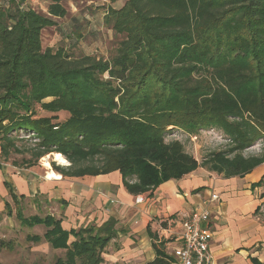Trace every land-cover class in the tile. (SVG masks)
<instances>
[{"label": "trees", "instance_id": "trees-1", "mask_svg": "<svg viewBox=\"0 0 264 264\" xmlns=\"http://www.w3.org/2000/svg\"><path fill=\"white\" fill-rule=\"evenodd\" d=\"M62 1L50 0L47 16L27 0H0V164L21 153L26 138L35 141L26 168L59 154L69 165L51 167L62 177L117 172L128 194L151 195L200 167L180 141L165 142L169 128L223 132L229 149L203 166L223 177L264 162V153L241 154L264 139V0H126L104 18L118 37L109 60L42 48L43 30L67 14ZM62 33L74 39L75 31ZM38 110L69 117L57 122ZM16 218L43 226L51 247L65 250L54 264H102L116 235L106 225L64 231L51 216L24 218L20 209ZM154 250L148 264H172Z\"/></svg>", "mask_w": 264, "mask_h": 264}, {"label": "crops", "instance_id": "crops-1", "mask_svg": "<svg viewBox=\"0 0 264 264\" xmlns=\"http://www.w3.org/2000/svg\"><path fill=\"white\" fill-rule=\"evenodd\" d=\"M79 23L80 20L72 16L66 23L67 30L79 27ZM198 168L180 181H166L151 195L134 197L123 187L117 172L76 178L58 174L61 178L55 180L47 177L48 171L52 169L32 166L21 174L19 171H10L7 162H2L0 228L11 218L17 220L19 209L23 216L21 208L17 209L19 200L26 198L35 206L37 202L41 204L38 199L41 197L51 205L42 203L38 211L28 217L51 216L60 221L64 231L106 225L115 232L116 235L108 242L101 256L102 264H148L155 257L154 245L173 264L175 260L172 252L177 243L174 236L163 234L158 229V223L171 220L173 232L179 234L181 222L190 211L200 206L211 214L209 229L213 238L210 251L214 264H264V224L255 213L264 204V162L255 166L250 173L235 177H217L210 170L200 174L196 171ZM4 182L11 185L17 204L13 202ZM212 194L217 195L218 200H209ZM137 198L142 201L136 202ZM10 202L15 205V209ZM5 204L10 206V214ZM17 222L19 227H25L19 220ZM26 228L33 233L26 236V240L32 236L40 238L34 243L30 242L33 252L38 249L46 250L47 253L50 250L65 252L52 248L45 240L46 229L43 226ZM72 241L70 237L68 244Z\"/></svg>", "mask_w": 264, "mask_h": 264}, {"label": "rangeland", "instance_id": "rangeland-1", "mask_svg": "<svg viewBox=\"0 0 264 264\" xmlns=\"http://www.w3.org/2000/svg\"><path fill=\"white\" fill-rule=\"evenodd\" d=\"M125 1L126 0L62 1L61 5L67 14L63 18H52L56 27L43 30L41 34L42 48L56 50L58 47H63L71 56L91 55L97 57V59L109 60L113 57L117 47L118 37H115L110 27L106 26L104 18L109 8H119ZM27 4L36 13L49 16L47 8L50 4V0H27ZM72 16H76L78 20H80L79 27L72 29L75 31L74 39L64 38L62 32L67 34L66 23ZM38 115L42 117L57 116V122L65 121L69 117V115L63 112L53 115L47 112L44 113L40 110H38ZM168 130V133L165 135V142L169 143L172 140L180 141L186 154L197 160L200 167L196 171L200 174L208 172L206 167L203 166L206 160H209L210 154L222 153L228 150L231 144V142L227 140V137L224 136L223 132L214 128L199 131L195 135L193 134V136H188L176 129L169 128ZM34 144V140L30 141L26 138L20 139L17 145L20 146L22 152L13 154L9 158L7 164L10 166V171H19L23 174V170L28 169L23 162L29 158V153L26 150L30 149ZM263 153L264 139L255 142L252 147L241 152L244 158L260 156ZM44 160H48L50 165L53 163L58 167L69 165V163L67 165H58V163L52 159L51 154H48L39 159L34 167L39 169L44 167ZM215 175L220 177V175L216 173ZM38 199L41 204L43 203L47 206L51 205L47 203V201L42 200L41 197ZM41 204L37 202L34 206L25 198L18 201L17 209L18 207L21 208L23 216L28 217L36 213L38 211V206H42ZM10 205L15 209V205L11 204V202ZM263 208L264 204L255 212L258 220H260L262 224H264ZM34 231L36 232V230ZM28 235H33V233L28 231L26 227H19L17 220L14 218H11V221L7 220L4 222L0 228V264H54L57 258L64 257L65 252L61 251L53 252L50 250L49 253H47L46 250L38 249V251L33 252V244L26 240V236Z\"/></svg>", "mask_w": 264, "mask_h": 264}, {"label": "built area", "instance_id": "built-area-1", "mask_svg": "<svg viewBox=\"0 0 264 264\" xmlns=\"http://www.w3.org/2000/svg\"><path fill=\"white\" fill-rule=\"evenodd\" d=\"M217 198V195L212 194L209 200L216 201ZM141 201V198L136 199L138 203ZM210 215L205 208L196 206L181 222L179 234L173 232L171 220L158 223V229L163 234L174 236L177 243L172 252L175 260L173 264H214L210 251V242L213 238V233L209 229Z\"/></svg>", "mask_w": 264, "mask_h": 264}, {"label": "bare ground", "instance_id": "bare-ground-1", "mask_svg": "<svg viewBox=\"0 0 264 264\" xmlns=\"http://www.w3.org/2000/svg\"><path fill=\"white\" fill-rule=\"evenodd\" d=\"M51 157L52 159L58 163V165H67L68 162L59 154H51ZM45 161V160H44ZM44 168L46 169H51V165L50 163L48 162V160H46L43 164ZM47 177L49 179H55V180H59L61 177L58 175V174H55L53 172V170H49L48 173H47Z\"/></svg>", "mask_w": 264, "mask_h": 264}]
</instances>
